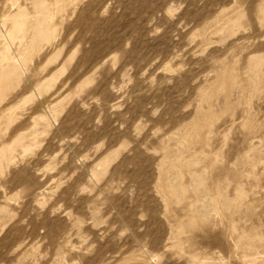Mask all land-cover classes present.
<instances>
[{
    "label": "rangeland",
    "instance_id": "obj_1",
    "mask_svg": "<svg viewBox=\"0 0 264 264\" xmlns=\"http://www.w3.org/2000/svg\"><path fill=\"white\" fill-rule=\"evenodd\" d=\"M0 264H264V0H0Z\"/></svg>",
    "mask_w": 264,
    "mask_h": 264
}]
</instances>
